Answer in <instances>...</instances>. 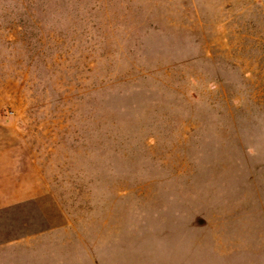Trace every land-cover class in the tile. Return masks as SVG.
Returning <instances> with one entry per match:
<instances>
[{
	"label": "rangeland",
	"instance_id": "rangeland-1",
	"mask_svg": "<svg viewBox=\"0 0 264 264\" xmlns=\"http://www.w3.org/2000/svg\"><path fill=\"white\" fill-rule=\"evenodd\" d=\"M0 264H264V0H0Z\"/></svg>",
	"mask_w": 264,
	"mask_h": 264
}]
</instances>
